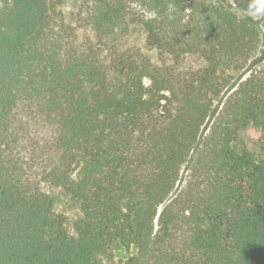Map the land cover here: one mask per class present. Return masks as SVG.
<instances>
[{"label": "trees", "instance_id": "1", "mask_svg": "<svg viewBox=\"0 0 264 264\" xmlns=\"http://www.w3.org/2000/svg\"><path fill=\"white\" fill-rule=\"evenodd\" d=\"M263 47L223 0H0V264H264Z\"/></svg>", "mask_w": 264, "mask_h": 264}, {"label": "rangeland", "instance_id": "2", "mask_svg": "<svg viewBox=\"0 0 264 264\" xmlns=\"http://www.w3.org/2000/svg\"><path fill=\"white\" fill-rule=\"evenodd\" d=\"M209 1L214 2L216 0H209ZM223 1L229 4L236 11L239 17L259 22L262 25L264 31V0H223ZM257 57L260 60L264 59V47L258 52ZM225 99L226 98H224L222 101H224ZM221 107H222L221 101L216 102L214 107V112L208 118L204 127L202 128L200 141L203 140L205 135L208 133ZM262 141H263L262 132L258 128L254 126H250L247 129H244L243 131L240 132L236 143L240 148L245 147L253 151L256 155H260V147ZM191 160L192 159H190L188 163L184 165L180 175V180L176 185V188L174 189L170 199L174 198L184 186L189 172ZM54 196L56 197V203L58 209L60 211H64L72 215L73 210L70 209L67 198H65L58 190H54ZM118 253L120 256H126L128 254V252L123 248L119 249Z\"/></svg>", "mask_w": 264, "mask_h": 264}]
</instances>
